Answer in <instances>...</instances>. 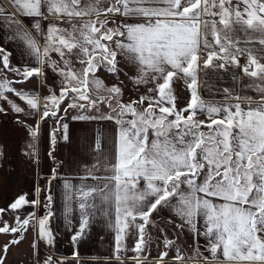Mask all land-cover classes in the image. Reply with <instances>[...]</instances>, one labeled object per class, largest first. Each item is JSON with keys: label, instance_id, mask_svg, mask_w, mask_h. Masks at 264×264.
<instances>
[{"label": "snow or ice", "instance_id": "1", "mask_svg": "<svg viewBox=\"0 0 264 264\" xmlns=\"http://www.w3.org/2000/svg\"><path fill=\"white\" fill-rule=\"evenodd\" d=\"M11 3L12 13L0 5V32L4 33L0 39L19 40L36 66L13 67L12 53L0 44V73H15L16 83L44 75L46 68L60 77L59 94L50 91L43 97L12 87L6 77L0 79V100L11 111L39 115L38 123L29 127L30 155L35 156L39 124L49 118L57 124L50 133L51 143H56V131L69 139V125L59 116L67 100H71L69 109L79 108L82 113L108 102L107 115L81 114L73 119H104L118 126L113 151L103 152V132H97L88 143L96 159L85 166L81 183L66 179L61 183L69 227L72 216L79 213L73 243L83 237L94 217L104 214L114 229L116 252L127 250L125 239L134 231V264H145L150 243L146 229L154 226L152 214L166 208L176 228L194 234L196 247L185 255L186 249L164 233L165 251L154 264H169V257L170 264H264V0H108L107 4L95 0L87 6L82 0ZM21 17L31 18V23L25 25ZM49 17L54 22L42 29L41 20ZM119 57L135 69L129 77L133 84L152 85L128 103L121 99L119 84L106 87L96 77L101 68L118 76ZM230 67L239 69L241 82L247 78V83L238 93L223 88L224 103L205 102L200 88H210L208 70ZM176 80H182L188 92L184 107L177 104ZM245 88L256 95L246 94ZM9 93L25 102L28 110ZM5 111L0 107V112ZM58 179L53 169L42 217L35 211L23 219L19 214L25 207L35 209L41 204L39 195L45 189L39 186L37 199L29 200L22 193L0 207V217L15 213L14 223L3 221L0 234L16 236L34 221L38 239L53 245L51 183ZM201 237L210 256L200 251ZM19 243L17 237L4 245L0 264L9 245ZM44 264L62 261L49 256Z\"/></svg>", "mask_w": 264, "mask_h": 264}, {"label": "crops", "instance_id": "2", "mask_svg": "<svg viewBox=\"0 0 264 264\" xmlns=\"http://www.w3.org/2000/svg\"><path fill=\"white\" fill-rule=\"evenodd\" d=\"M0 5H3L9 13L14 10V5L11 0H0ZM25 25L31 23V18H23ZM50 22H54L49 17V20H41V28L46 29ZM4 33L0 32V37ZM34 38L36 36L34 35ZM38 43L42 44L43 40L39 39ZM0 44H3L12 56L10 64L13 67L17 65L23 67L25 64L35 67L34 60L27 55V49L19 40L5 43L0 39ZM241 46H245L244 41L241 40ZM101 70L97 71L100 73ZM210 78V88H200V96L205 102L221 104L225 102L223 88L227 87L238 93L243 87V83H247V78L243 83L240 79L239 69L230 67L228 71H212L208 70ZM51 75V76H50ZM7 78L12 81L11 86L16 89H23L26 91H34L41 97L47 96L48 91L52 87L57 90L59 86L53 82V72H44V75L35 76L24 83H16L19 78L15 73H9L4 70L0 73V79ZM203 78V74L201 75ZM174 93L177 96L178 107H184L187 104L188 92L182 80H176L173 85ZM147 90L137 91V97L145 94ZM248 95L255 96L256 93L251 89L245 88ZM12 97L13 101L19 106L27 109L25 102L20 101L11 93L7 94ZM135 96V95H134ZM135 97V99H137ZM0 107L6 109L5 112H0V207H6L11 201L16 199L20 194H27V199H37L35 189L39 186L45 191L39 195L41 204L35 209L25 207L20 210V217L23 219L26 213L35 211L37 217H42L45 213L43 207L44 197L48 194L49 187L48 180L53 169L57 170L60 179L52 181L51 193L53 195V203L51 211L53 216L50 218L49 226L54 234V244L49 245L47 242L39 240L37 236V228L32 226L34 221L25 230L21 229L20 233L16 234L15 238H20V243L25 245L26 249H30L34 254L41 257V263L52 256L57 260L62 261V264H119L120 261H133L135 253L131 251L136 237L134 231L130 232L125 239V246L127 250L117 253L114 241V229L109 227L108 216L101 214L93 218L91 226L86 230L85 234L76 243H73L72 236L75 233L76 225L79 221L78 211L71 218V227L64 219V197L61 183L63 180H69L72 183H81L80 177L85 175V166L94 163L96 157L88 147L89 141L97 133L103 132V152L111 153L113 151V138L115 136L117 125L114 121H107L104 119H96L92 121L74 120L73 117L78 115L72 114L62 120L63 123L69 125L68 137L65 141L62 138L61 132L56 131V143H51L50 133L57 128L56 119L49 118L46 122L39 124V138L36 143L35 156L30 155L32 149L29 148L31 143V136L29 127L35 126L39 121V115H25L23 113L17 114L11 111L8 104L0 100ZM42 111V108H41ZM92 116L100 117L102 113H92ZM200 119H205L203 114H198ZM19 121V122H18ZM51 152V156H49ZM99 155V153H97ZM89 183L91 181H88ZM171 213L166 208H161L152 214V221L154 226H149L146 229V237L153 242L155 237L160 236L164 239L165 229L163 228L164 219L169 218ZM3 221L7 220L10 224L15 221V213L7 212L0 217ZM176 226V224H173ZM163 229V233L159 229ZM168 238L169 233H166ZM177 247L186 249L185 254H192L196 247V237L189 230L178 229ZM156 237V238H157ZM150 242V243H151ZM36 247H33V244ZM164 243V242H163ZM200 251L205 255L210 256V253L205 251L203 238H199ZM155 246L149 245L145 250V255L154 250ZM73 253H78L73 256ZM33 262L31 259L29 262ZM215 262H209L213 264Z\"/></svg>", "mask_w": 264, "mask_h": 264}, {"label": "rangeland", "instance_id": "3", "mask_svg": "<svg viewBox=\"0 0 264 264\" xmlns=\"http://www.w3.org/2000/svg\"><path fill=\"white\" fill-rule=\"evenodd\" d=\"M95 0H82V4L84 5H91L94 4ZM104 3L107 4L108 0H104ZM61 27H66L69 28L70 30V26L66 25V24H61ZM53 56V58L55 59H59L58 56L55 53L51 54ZM120 60V63L118 65V67L120 68V74L118 76H113L112 74L108 73L107 71H105L103 68L99 69L101 70L100 73H96V77L98 79H100L102 81V83L104 84V86L106 87H110L114 84H119V86L122 88V92L123 95L121 97L122 101L124 103H128L132 100H135V97H137L136 90L137 91H142V90H147V87H151L152 85H141L139 87H137L135 84H133L130 80L129 77H132L135 73V69L131 67L130 63L128 61H126L123 57H119L118 58ZM74 67H79V65L77 63L74 62ZM98 70V71H99ZM44 72H49V74H52V70L51 69H45ZM51 76V75H50ZM53 82L55 85L59 86V81H60V77H58L56 74L53 73ZM121 81H123V83H120ZM51 91L55 92L57 95L59 94V89L57 90V88H53L50 89ZM50 93V91H48V94ZM101 95H104V93L101 91L100 93ZM146 94V93H145ZM135 95V96H134ZM140 96V95H139ZM139 96L137 97V99L139 98ZM71 103V100H67L65 101L60 108V112H59V116L62 118V120L64 118H66L67 116H70L72 114L75 115H89L92 113H102L103 115H107L110 113V109L108 108V102H104L102 104H98L97 108L95 110H91L90 112H81V110L79 108H68V104ZM81 103H86V102H81ZM112 106L115 107V101L112 102ZM147 105H144V107H146ZM65 109H68L67 112H65ZM3 220L0 218V226H2ZM175 222H170L169 218L164 219V223L160 224L164 225L163 228L165 229V231H167L166 233H169V236L176 241L177 244V233H178V228H176V226H174ZM160 226L159 229L161 228ZM161 230V229H160ZM157 237V236H156ZM155 237V240L151 243H149V245H153L155 246L154 250L149 254L148 259L145 261V264H154V261L156 260V258L158 257L159 253L165 251L164 248V239L160 236H158L157 238ZM15 239V236H13L12 234H0V256H4V252H3V247L6 243H8L10 240ZM132 241L136 242V237L133 236ZM177 246V245H176ZM124 252V250H122ZM194 252V250H193ZM191 252V253H193ZM146 253V252H145ZM186 255V254H185ZM31 259H33L34 263L31 261L29 262ZM170 260L171 257H169V264H170ZM41 259L38 256V254H34L30 249H26L25 245L19 243V244H12L9 245V250L7 252L6 258L4 260V264H38L41 263ZM119 264H134V260L133 261H120ZM188 264H193V262L189 261ZM215 264V263H213Z\"/></svg>", "mask_w": 264, "mask_h": 264}, {"label": "built area", "instance_id": "4", "mask_svg": "<svg viewBox=\"0 0 264 264\" xmlns=\"http://www.w3.org/2000/svg\"><path fill=\"white\" fill-rule=\"evenodd\" d=\"M243 62V61H242ZM40 259H42L41 257H40Z\"/></svg>", "mask_w": 264, "mask_h": 264}]
</instances>
